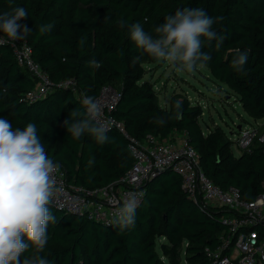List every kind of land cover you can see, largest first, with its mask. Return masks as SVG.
I'll use <instances>...</instances> for the list:
<instances>
[{
  "label": "trees",
  "instance_id": "1",
  "mask_svg": "<svg viewBox=\"0 0 264 264\" xmlns=\"http://www.w3.org/2000/svg\"><path fill=\"white\" fill-rule=\"evenodd\" d=\"M17 7L28 11V18L19 23L32 28L25 40L33 59L54 81L73 84L28 101L25 95L36 81L17 64L12 47L0 42V117L13 127L34 122L49 158L60 165L70 185L88 190L108 186L133 165L128 141L119 131L110 130L109 142L99 144L87 133L73 138L64 126L71 111L84 112L83 96L96 98L109 86L120 93L112 115L131 135L166 140L184 134L199 154L202 172L216 186L237 188L247 202L263 193L264 144L256 142L237 157L222 128L203 130L204 109L199 104L173 98L169 107L159 106L154 85L144 80V65L157 60L137 48L127 25L140 22L155 35V26L177 9L199 7L211 17H223L213 25L225 37L223 45L217 49L215 40L204 42L203 51L211 54L206 67L250 117L260 120L264 119V0H0V14ZM121 19L124 28L119 26ZM48 24L51 30L40 32V26ZM236 49L248 52L242 72L232 66ZM158 118L166 122L157 123ZM143 190L135 227L125 230L51 205L57 223L48 225L49 240L41 255L50 264H211L210 255L227 228L223 219L232 212L191 201L180 176L171 170L151 177Z\"/></svg>",
  "mask_w": 264,
  "mask_h": 264
},
{
  "label": "clouds",
  "instance_id": "2",
  "mask_svg": "<svg viewBox=\"0 0 264 264\" xmlns=\"http://www.w3.org/2000/svg\"><path fill=\"white\" fill-rule=\"evenodd\" d=\"M27 18L24 7L0 14V33L13 41L25 40L32 28L19 21ZM222 20L223 17H211L205 9L196 7L177 9L165 17L163 23L155 26V35L146 32L140 22L127 27L131 41L142 53L178 71L192 73L211 60V54L203 51L205 40L209 43L215 40L217 49L223 45L225 37L213 27ZM118 23L121 28L126 26L122 19ZM51 27V24L42 25L39 30L44 33ZM235 51L232 66L242 72L248 52ZM89 63L96 68L101 66L96 61ZM81 104L84 112L74 109L64 121L67 132L77 139L87 133L99 144L109 142L111 121L103 118L101 103L85 95ZM176 109L179 115V101ZM165 122L157 119V123ZM59 168L49 158L34 122L23 128L13 127L8 119L0 117V264H50L41 253L49 240L48 225L57 223L50 206L62 191L55 175ZM139 202L138 193H127L110 223L121 230L135 227ZM29 249L33 250L31 254L24 256Z\"/></svg>",
  "mask_w": 264,
  "mask_h": 264
},
{
  "label": "built area",
  "instance_id": "3",
  "mask_svg": "<svg viewBox=\"0 0 264 264\" xmlns=\"http://www.w3.org/2000/svg\"><path fill=\"white\" fill-rule=\"evenodd\" d=\"M0 42L12 47L17 64L36 81V86L25 95L28 101L43 99L52 91L73 84L71 80L54 81L33 59V50L27 40L13 41L0 36ZM96 99L102 105L103 118L111 121V130L119 131L127 139L133 165L119 180L92 190L70 185L65 172L59 168L55 175L62 191L53 201V207L87 216L104 226L114 225L110 223L113 212L126 194L138 193L140 204L147 180L156 176L157 170L169 169L180 176L182 189L191 201L202 207H225L232 212L223 219L227 228L220 235L219 248L210 255L211 264H264V191L256 200L247 202L237 188L221 189L202 172L199 154L184 134L179 139L161 140L153 135L139 139L112 115L120 99L119 91L105 86ZM256 142L264 144V119L239 129L236 145L242 152L250 151Z\"/></svg>",
  "mask_w": 264,
  "mask_h": 264
},
{
  "label": "rangeland",
  "instance_id": "4",
  "mask_svg": "<svg viewBox=\"0 0 264 264\" xmlns=\"http://www.w3.org/2000/svg\"><path fill=\"white\" fill-rule=\"evenodd\" d=\"M144 80L154 85L156 103L169 107L173 98H187L192 104H199L204 109L200 119L206 132L214 127L222 128L233 141L232 150L239 157L242 151L236 145L239 134L238 126L255 125V119L244 110L237 97L229 88L215 80L205 66L192 73L178 71L167 63L157 60L145 64ZM182 134L170 139H179Z\"/></svg>",
  "mask_w": 264,
  "mask_h": 264
},
{
  "label": "water",
  "instance_id": "5",
  "mask_svg": "<svg viewBox=\"0 0 264 264\" xmlns=\"http://www.w3.org/2000/svg\"><path fill=\"white\" fill-rule=\"evenodd\" d=\"M240 128H241V126H238V130H239ZM167 170H169V169L157 170L155 173H156V175H158V174H160V173H162V172H165V171H167ZM172 172L176 174V172H174V171H172Z\"/></svg>",
  "mask_w": 264,
  "mask_h": 264
},
{
  "label": "crops",
  "instance_id": "6",
  "mask_svg": "<svg viewBox=\"0 0 264 264\" xmlns=\"http://www.w3.org/2000/svg\"><path fill=\"white\" fill-rule=\"evenodd\" d=\"M177 134L175 133V134H173V136H176Z\"/></svg>",
  "mask_w": 264,
  "mask_h": 264
}]
</instances>
